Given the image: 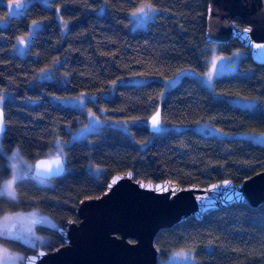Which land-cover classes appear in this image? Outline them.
Instances as JSON below:
<instances>
[{"label":"trees","instance_id":"trees-1","mask_svg":"<svg viewBox=\"0 0 264 264\" xmlns=\"http://www.w3.org/2000/svg\"><path fill=\"white\" fill-rule=\"evenodd\" d=\"M3 2L9 0H2ZM146 3L159 11L144 30H129L132 10ZM207 0H28L21 16H10L0 4V95L5 130L1 142L6 151L18 148L29 161L44 158L58 143L65 173L41 185L28 177L15 184L16 198L0 197V213L38 210L57 226L77 222L80 200L105 190L108 179L132 172L135 180L170 181L180 187L207 186L229 180L237 185L264 170V147L242 138L203 136L192 129L208 123L228 133H264V65L252 62L237 41L217 47L228 55L240 50L238 72L213 82L216 94L254 99L243 108L213 92L193 77H182L165 92L158 80L142 85L116 84L113 93L92 107L105 111L104 122L84 140L70 141V129L85 114L58 105L50 97H74L82 93L108 92L119 79L131 76L171 79L182 69L202 73L211 46L205 41ZM58 11L68 29L62 34ZM40 22L20 56L18 39ZM237 26H242L235 19ZM51 80H38L42 71ZM160 108L161 131L151 134L147 120ZM98 113V112H97ZM135 121L122 131L112 122ZM69 142V143H68ZM61 146V145H60ZM0 153V176L10 171ZM48 236L42 248L64 244L56 231L41 228ZM0 243L27 254L35 251L21 242L0 238ZM156 246L161 259L171 253H190L194 264H264V202L250 209L230 205L200 221L187 219L159 231Z\"/></svg>","mask_w":264,"mask_h":264},{"label":"water","instance_id":"water-1","mask_svg":"<svg viewBox=\"0 0 264 264\" xmlns=\"http://www.w3.org/2000/svg\"><path fill=\"white\" fill-rule=\"evenodd\" d=\"M207 2L205 41L217 47L237 41L253 63L264 65V47H258L264 45V0ZM19 6L16 10L20 11L23 5ZM235 19L242 26H237ZM160 111L158 108L147 120L151 134L161 131ZM157 115L158 125L154 128L152 119ZM0 119L2 135L5 123L1 108ZM57 157L37 159L31 169L32 176L45 181L60 178L66 167L60 156L58 167ZM226 181L229 183L225 184ZM263 202L264 170L237 185L222 180L203 187L184 188L170 181L135 180L132 172L115 174L108 179L102 194L78 202L77 222L67 221L55 230L64 240L62 246L27 254L23 264H159L161 250L156 246L159 231L189 218L200 221L230 205L256 209ZM32 257L37 259L33 262Z\"/></svg>","mask_w":264,"mask_h":264},{"label":"rangeland","instance_id":"rangeland-1","mask_svg":"<svg viewBox=\"0 0 264 264\" xmlns=\"http://www.w3.org/2000/svg\"><path fill=\"white\" fill-rule=\"evenodd\" d=\"M49 0H42L43 3H47ZM28 0H9L6 2H3L0 0V4L5 5V7L8 10V14L10 16H21L24 13V7L27 4ZM22 4L23 8L19 11L16 10V6ZM148 5L150 8L147 10L149 11L148 17H143L142 15H136L134 16L133 13L137 11L141 6ZM159 11H157L156 8L152 7L149 4L146 3H140L137 5L130 15L128 16L130 18L129 23V30L132 32H135L137 30H144L148 27V25L155 20V17L158 15ZM56 20L58 22V25L60 26L62 34H65L68 29V22L65 20H62L60 17L58 11H56ZM38 24L40 25V22H33L29 28L28 34H26L24 37H21L18 39V44L20 43V46H18V50L16 53L20 56H24L25 54V48L29 42V40L33 37L35 34V31L39 28ZM38 27V28H37ZM21 41H23V46L21 44ZM210 55L205 60L206 63V69L200 73L197 71H194L192 69H182L178 71L171 79H158V78H145L141 76H131L124 79H119L117 82H114L110 85L108 92H99L95 94H88V93H82L78 96L74 97H56L52 96L50 97L51 101L65 107H69L72 109H75L77 111H80L85 114L86 120L76 129H70V127H67V130L70 132V141H80L84 140L86 138V135L90 132H96L99 129V125L101 126L104 122L103 117H105V111L104 109L100 108L98 109V113L94 111L92 107V103H94L99 98H106L110 96L113 92V88L116 84L121 85H142L150 80H158L162 82L164 85V90L162 92L163 97L165 95V92L169 89H172L180 80L182 77H193L197 79L199 82H201L207 89H209L211 92H213L214 97L226 99L230 104L234 106H239L243 108H252L256 105V101L254 99H248L243 97H226L224 95L216 94L213 90V82L215 79L219 77H223L226 75H230L232 73L238 72V63L240 59L244 56V52L240 50L232 51L228 55H223L217 51V46L211 45L209 47ZM211 77V79H209ZM38 80H51L52 75L51 72L45 70L40 73H38L37 77ZM7 94L3 93L0 95V108L2 105V101L6 98ZM135 121H117L112 122L116 128H119L122 131H127V128L134 124ZM147 124V123H146ZM162 129V127H161ZM193 130L198 132L199 134L203 136L208 137H215L217 138H226V139H232V138H242L251 141L252 143L261 145L264 147V133L263 134H255V133H228L223 132L216 127L204 123V124H197L192 127ZM69 143V142H68ZM67 144V143H66ZM63 142L58 143L56 147L49 152L46 157L44 158H52V157H59V153L61 150V147H64L66 145ZM61 145V146H60ZM18 152V157L13 158V153ZM0 153L3 155V157L6 160V164L9 168L8 171H10L9 176L7 179L9 180L12 178L13 173L19 179L17 181L28 179V177L36 180L39 184L44 185L48 184L49 181L45 180H38L34 178L31 174V169L33 168V162L27 160L19 151V149L14 147L10 151H6L3 148L2 142H1V135H0ZM12 165H15V168L13 169ZM16 181V183H17ZM15 183V184H16ZM15 188V185H14ZM0 197H6L7 199L10 198L7 195L0 196ZM12 199V198H10ZM5 216L9 217V220L7 221V227L8 230L4 234L6 238L14 239L26 246L27 248H30L34 251L38 249H42L47 244V237L38 231H36V228L34 227V224L30 223L31 219H41V223L46 226H51L49 223V218L39 212L38 210L32 209L29 211L24 212H14V213H0V222H3V218ZM0 249H7L9 253L17 254L20 257L25 258L26 253L19 250H12L8 247L3 246L0 243ZM177 253H187L188 255L185 256H179L174 255ZM190 253L185 251H179L174 252L166 256L163 260L159 261V264H194L193 258ZM24 259L17 261L16 264H23Z\"/></svg>","mask_w":264,"mask_h":264},{"label":"snow or ice","instance_id":"snow-or-ice-1","mask_svg":"<svg viewBox=\"0 0 264 264\" xmlns=\"http://www.w3.org/2000/svg\"><path fill=\"white\" fill-rule=\"evenodd\" d=\"M16 7H20L19 5H17ZM148 8H150V6L148 5H144L141 6L139 9H137V11L135 13H133L134 16L136 15H142L143 17H148L149 16V11L147 10ZM245 32L249 31V29H245ZM21 43H23V41H21ZM258 47H264V45H259ZM209 79H211V77H209ZM152 125L155 128L158 125V115L157 117H153L152 119ZM3 131V121L2 119H0V132ZM18 157V152H14L13 153V158ZM57 165L58 167L61 165V161L59 160V157H57ZM13 169L15 168V165H12ZM37 175H40V173L38 172ZM130 175V174H129ZM19 179V177H17L15 175V173H13V176L11 179L9 180H3V177L0 176V196H4L7 195L8 197L15 199L16 198V192H15V188L14 185L16 183V181ZM229 182H225V184H227ZM109 187H111V185H109ZM214 188L216 186H213ZM167 191V189H165ZM173 195H175V191H173ZM9 220L8 216H5L3 218V222H0V236L4 235L7 230V221ZM40 255H44L43 252L40 253ZM174 255H179V256H187V253H177ZM24 259L23 257L18 256L17 254H13V253H9V251L7 249H0V264H16L17 261H20ZM31 261H35V259H37V257H32L30 258Z\"/></svg>","mask_w":264,"mask_h":264},{"label":"flooded vegetation","instance_id":"flooded-vegetation-1","mask_svg":"<svg viewBox=\"0 0 264 264\" xmlns=\"http://www.w3.org/2000/svg\"><path fill=\"white\" fill-rule=\"evenodd\" d=\"M32 224H34V227L36 228V231H38L39 233H41V228H48V229H51L53 231H55L57 228H59L60 226H57L55 222H53L51 219H49V223L51 226H46L44 224L41 223V219H31L30 220ZM6 236L2 235L0 236V238H4ZM47 239H48V236H46Z\"/></svg>","mask_w":264,"mask_h":264}]
</instances>
